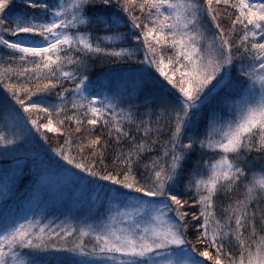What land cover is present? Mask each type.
Instances as JSON below:
<instances>
[{
	"label": "snow or ice",
	"instance_id": "6c2138e0",
	"mask_svg": "<svg viewBox=\"0 0 264 264\" xmlns=\"http://www.w3.org/2000/svg\"><path fill=\"white\" fill-rule=\"evenodd\" d=\"M0 264H264V0H0Z\"/></svg>",
	"mask_w": 264,
	"mask_h": 264
}]
</instances>
